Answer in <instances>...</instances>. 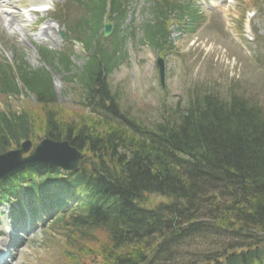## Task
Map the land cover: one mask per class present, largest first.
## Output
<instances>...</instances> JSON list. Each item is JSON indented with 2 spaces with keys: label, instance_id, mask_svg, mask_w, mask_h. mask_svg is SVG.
I'll use <instances>...</instances> for the list:
<instances>
[{
  "label": "trees",
  "instance_id": "obj_1",
  "mask_svg": "<svg viewBox=\"0 0 264 264\" xmlns=\"http://www.w3.org/2000/svg\"><path fill=\"white\" fill-rule=\"evenodd\" d=\"M103 9L102 4L94 12L95 22ZM106 64L104 59L88 61L81 81L89 89L99 81L102 99L111 101L105 109L111 114L90 103L88 116L65 115L53 106L49 81L21 74L39 95L49 135L92 150L98 157L95 168L104 175L96 179L87 210L56 223L65 232L62 264H154L163 251L173 256L171 247L179 239L216 231L243 236L232 244L236 253L226 264H252L264 239L259 236L264 234V105L238 90L226 98L197 95L189 107L170 111L150 127L122 112L117 98L104 89ZM1 79L6 84L0 85L1 92L17 90L7 73ZM28 120L26 112L0 111V150L27 132ZM146 193L170 201L144 210L136 204ZM96 196L108 200L103 204ZM94 240L101 243L85 244ZM246 247L256 248L238 254Z\"/></svg>",
  "mask_w": 264,
  "mask_h": 264
},
{
  "label": "rangeland",
  "instance_id": "obj_2",
  "mask_svg": "<svg viewBox=\"0 0 264 264\" xmlns=\"http://www.w3.org/2000/svg\"><path fill=\"white\" fill-rule=\"evenodd\" d=\"M62 2L66 0H61ZM250 0H240L238 5L234 6L232 10L233 17L241 14V9L250 3ZM71 7V5H69ZM239 20L236 18L233 22L235 28L238 31ZM231 26V24H230ZM231 29V27H230ZM228 27H219L220 35L217 31H210L205 29L202 34V40L211 43H217L223 45V48L216 47L214 45L200 44L198 41H190L187 44L188 39L180 41V53H182V60L176 62L174 73V60H170L169 66V79H168V97L159 92L150 93L149 87L154 85L153 75V63H155V55L149 49L142 52V55L147 53V60L141 65L133 68L125 69L121 75H113L111 79V85L121 97V104L124 105L131 116H135L143 120L142 122L146 125L153 126L156 122L161 120L162 108L169 109L174 107V104L179 100L182 103H186L189 98V92L195 87L207 86L213 90H220L227 95L233 90L244 91L245 96L252 100L264 104V76L258 72H254L249 69L248 65H245L241 61L242 55L237 53L236 49L233 50L225 49L227 42H230L234 46L232 36L229 34ZM176 36L175 34L173 35ZM25 35L21 32V39ZM20 41V44H15L22 49L25 53V60L32 68L44 67L53 78V87L57 95L56 107L61 109L63 114H69L73 116H88L83 109V106L78 103V96L72 95L67 92L65 94L64 83L62 81L63 72L58 67V63L55 61V65H44L40 54L37 52V44L34 47V52L30 50V44ZM9 42L4 36H0V48L12 55V50L9 48ZM11 45V44H10ZM13 45V44H12ZM5 46V47H4ZM234 56V58H233ZM77 61V62H76ZM75 63L82 65V60L75 59ZM120 73V71H119ZM126 74V75H124ZM238 83V84H237ZM235 85V88H234ZM153 88V86H152ZM11 105L12 111L20 112L22 110L27 111L30 116L35 118L33 128L36 129V133L41 136L42 134V116L44 115L41 106L36 105L33 99L29 97L20 96V98H10L6 100L0 97V109ZM41 131V133H40ZM150 200L143 205L146 210H151L158 205V202L162 200L158 196H150ZM147 206V207H145ZM48 240L42 249L30 248L31 254L27 258L31 264H62L61 250L64 248V238L59 234L49 233L46 236ZM102 240V238L100 237ZM101 242L94 240L93 242L86 241L85 244L97 247ZM221 239L212 235L206 238L203 242L196 244L190 243H176L172 245L171 250L175 251L174 259L170 260L166 264H182L181 259L190 261L191 259L198 258L202 253L205 252H219L221 250ZM81 245L83 242L80 243ZM27 256V255H26ZM25 258V256L23 257ZM61 258V262H59ZM25 259L20 260L17 264L25 263ZM90 264L91 260H89ZM97 264H102L100 260Z\"/></svg>",
  "mask_w": 264,
  "mask_h": 264
},
{
  "label": "bare ground",
  "instance_id": "obj_3",
  "mask_svg": "<svg viewBox=\"0 0 264 264\" xmlns=\"http://www.w3.org/2000/svg\"><path fill=\"white\" fill-rule=\"evenodd\" d=\"M14 20V18L13 19H11V23H12V21ZM45 33L47 34V31H45Z\"/></svg>",
  "mask_w": 264,
  "mask_h": 264
}]
</instances>
